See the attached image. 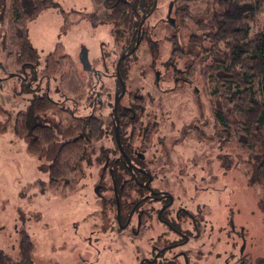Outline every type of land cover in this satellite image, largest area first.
Here are the masks:
<instances>
[{
    "label": "rangeland",
    "instance_id": "rangeland-1",
    "mask_svg": "<svg viewBox=\"0 0 264 264\" xmlns=\"http://www.w3.org/2000/svg\"><path fill=\"white\" fill-rule=\"evenodd\" d=\"M102 1L52 0L53 6L28 24L38 60L22 69L8 51H13L12 0H0V250L8 264H21L22 231L32 239L33 264H139L167 233L156 222L119 225L106 169L114 157L110 134L91 144L75 181L50 188L49 160L29 156L27 140L13 132L15 115L26 110L33 95L48 96L67 109L63 117L48 115V124L61 118L70 125L93 115L109 130L115 64L128 37L117 41L110 24L91 23V14H103ZM209 1L191 4V13H201ZM171 5L172 0H157L144 37L124 62L126 94L120 106L131 104L130 93L143 99L131 113L133 126L146 129L140 156L155 177L153 185L173 195L171 209L192 215L186 225L192 236L183 246L189 264H235L241 254L242 264H263L264 202L256 163L215 125L211 92L216 84L204 73L208 60L195 61L189 81L175 78L174 71L185 69L195 53L188 47L190 28L172 24ZM263 27L264 10L249 36ZM173 37L183 51L178 57L171 55ZM58 44L68 58L61 59L58 74L47 77L45 58ZM256 98L262 100L257 91Z\"/></svg>",
    "mask_w": 264,
    "mask_h": 264
},
{
    "label": "trees",
    "instance_id": "trees-1",
    "mask_svg": "<svg viewBox=\"0 0 264 264\" xmlns=\"http://www.w3.org/2000/svg\"><path fill=\"white\" fill-rule=\"evenodd\" d=\"M197 1L177 0L176 26L190 28L188 47L190 53L195 54L189 65L183 71H176L175 75L189 81L195 61L208 60L204 73L216 84L211 92L215 125L235 138L250 160L256 163V182L264 202V27L261 32L249 36L251 24L264 10V0H211L194 16L190 6ZM112 3L103 14L94 12L90 18L93 25L110 24L117 35L121 27L132 28V13L126 0ZM51 6L52 0H12L13 51H8L14 54L17 66L37 63L38 53L29 41L28 24L40 11ZM176 41L171 52L174 57L183 54ZM62 52V46L58 44L46 56L44 75L58 74L61 59L68 58ZM201 52L204 55L200 57ZM256 91L261 101L256 98ZM63 113L65 111L52 99L33 95L26 110L19 111L13 121L14 134L27 140L28 155L38 161L49 160L50 188L66 187L70 179L75 181L79 177L81 162L86 159L91 144L100 140L104 132L101 120L94 116L77 119L71 125H64L61 118L48 124V115L62 117ZM18 249L20 263L33 264V242L24 231L19 233ZM0 264H8L2 250Z\"/></svg>",
    "mask_w": 264,
    "mask_h": 264
},
{
    "label": "flooded vegetation",
    "instance_id": "flooded-vegetation-1",
    "mask_svg": "<svg viewBox=\"0 0 264 264\" xmlns=\"http://www.w3.org/2000/svg\"><path fill=\"white\" fill-rule=\"evenodd\" d=\"M112 1L118 2L119 0H103L101 2L103 13L112 6ZM126 1L132 13V28L126 29L121 27L117 35H115L112 26V31L117 41H121L122 38L126 40L128 37V43L126 44L125 42L122 46L119 58L126 53L130 54L115 64L116 103L114 100L111 104L110 128L109 130H105L103 127L104 132L102 135L104 137L110 134L112 142L111 150L114 157L106 167L109 170L112 182V199L114 205H116L120 226H128L134 220L138 227L144 226L147 223L156 222L167 230V233L163 232L159 236L162 244L156 245L152 249L149 257L141 259L139 264H189L187 250L184 251L183 246L188 243L192 236V232L186 227L191 222L192 215L184 209L177 211L171 209L174 204L173 195L169 191L158 189V187L153 185L155 177L146 168V164L140 156L142 155L143 147L146 145V129L143 126H139L138 128L133 126L132 120L134 118H132L131 113L133 109H140L143 99L130 93L127 97L131 101V104L128 107L120 106V102L126 94L123 84V64L126 59L133 56L138 41L144 37V23L156 10L157 0ZM176 6L177 0H172L170 9L173 13L172 24L175 27H177L175 22ZM174 40L175 38L173 37L172 41ZM33 66L30 64L25 66L23 64L20 67L25 69ZM175 73L176 70L174 71V75ZM175 78L181 79L176 76ZM77 89H74V92H77ZM122 89L124 92L120 97ZM69 90L73 92V89L69 88ZM57 104L65 111L63 115L68 114L65 107L59 103ZM82 118H75L74 121ZM181 218L183 219L181 220ZM242 256L241 254L235 264H242ZM178 258L182 260V263L178 261Z\"/></svg>",
    "mask_w": 264,
    "mask_h": 264
},
{
    "label": "water",
    "instance_id": "water-1",
    "mask_svg": "<svg viewBox=\"0 0 264 264\" xmlns=\"http://www.w3.org/2000/svg\"><path fill=\"white\" fill-rule=\"evenodd\" d=\"M129 54L130 53H126V54H124V55H122L120 58H119V60L118 61H120L123 57H127V56H129ZM123 86V85H122ZM123 89H122V92H121V94H120V97L123 95ZM115 103H116V100H115Z\"/></svg>",
    "mask_w": 264,
    "mask_h": 264
}]
</instances>
